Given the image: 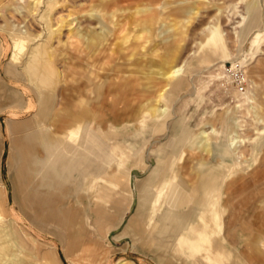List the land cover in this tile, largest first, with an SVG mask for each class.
Listing matches in <instances>:
<instances>
[{
    "label": "rangeland",
    "instance_id": "1",
    "mask_svg": "<svg viewBox=\"0 0 264 264\" xmlns=\"http://www.w3.org/2000/svg\"><path fill=\"white\" fill-rule=\"evenodd\" d=\"M11 35L26 42L18 56ZM0 52L3 80L35 103L21 118L33 116L41 94L52 98L54 116L46 126L54 125L60 112L55 113V104L58 109L78 104L87 97L92 77L100 84L91 102L103 122L90 129L89 176L79 167L73 180L49 193L37 172L26 169L20 179L22 155L13 144L17 137L11 139L7 131V119L14 115L1 116L0 218L6 219L0 229L8 235L12 258L21 254L22 264H54L55 250L62 264H78L66 254L68 224L42 226L34 215L48 209L49 202L74 203L88 194L94 219L92 211L105 206L100 198L112 186L126 203L112 206V217L92 222L102 258L95 264H232L251 253L250 242L257 240L264 249V0H0ZM10 57L14 64L23 60L22 80L6 76ZM27 63L53 83L44 88L31 82ZM175 67L181 76L167 78L166 90L163 75ZM235 69L246 73L243 93L227 83V71ZM112 81L130 85L129 90ZM156 103L162 114L153 118ZM188 135H201L200 144L192 146ZM83 142L79 135L67 146ZM202 177L214 179L218 188L217 215L203 212L209 227L204 240L197 232L204 235L205 230L194 221L189 226L196 235L184 231L180 238V230H158L169 241L161 244L158 238L153 245L137 238L132 225L140 221L139 211L150 207L140 208L141 194L167 188L157 198L163 203L178 189L191 194ZM87 183L89 191L84 190ZM179 209L193 219L201 208L184 203ZM110 225L116 227L107 233Z\"/></svg>",
    "mask_w": 264,
    "mask_h": 264
},
{
    "label": "crops",
    "instance_id": "2",
    "mask_svg": "<svg viewBox=\"0 0 264 264\" xmlns=\"http://www.w3.org/2000/svg\"><path fill=\"white\" fill-rule=\"evenodd\" d=\"M3 54L0 52V64ZM12 57V55H11ZM11 57L9 62L5 65V74L8 77H12L18 80H22V75L20 73V66L23 64V60L19 64H14L11 62ZM30 63H27L26 67L29 66ZM31 65V64H30ZM32 64L31 66H33ZM36 68L38 66L34 65ZM25 67V68H26ZM26 71V69H25ZM27 72V71H26ZM39 72V70H38ZM41 73V72H39ZM28 74V73H27ZM43 73H41L42 75ZM22 76V77H21ZM164 77V81L166 82L165 89L167 90L169 87V81L167 77ZM29 78V75H28ZM106 78V77H105ZM91 77L90 79V88L87 89V97L80 98L78 104H72L71 107L67 104L61 106L59 109L56 107L55 104V113L59 112V115H55V118L58 117V122L52 126H46V119L52 115V98L47 100V104L49 107V112L46 113L44 116H41L42 124H38L40 118L36 119V115L39 109V102L42 99L41 94L39 91L38 95V109L33 114V116L28 118H21L20 115L23 112H30L35 108V103L32 100L25 101L21 92L12 89L9 85L3 80L0 73V131L1 137H3L2 132V124H1V116L9 112L13 114V117H9L7 119V131L8 136L14 139L13 144L19 148V152L21 153L23 162H21V166L19 172L21 173L22 180L25 179L26 169H28L29 173H36L37 177L41 180L42 184L45 186L47 191L50 193L51 190H59L60 186L65 183H69L72 179L71 175L74 170L82 168L81 173L85 174L86 177L89 176L88 173L90 171V165L93 162V158L91 155V151L89 148V144L91 143L89 133L90 129L95 126L101 127L103 122L99 119H96L95 111L93 110L94 107L92 105L91 100L95 99L93 96V91L98 90L99 84L94 81ZM103 82V80H101ZM112 85L114 87H118L122 91H128L130 85L119 84L115 81H112ZM40 87V86H39ZM103 88V86H102ZM105 94V93H104ZM2 98H4L5 102L2 103ZM251 99V98H250ZM248 98V100H250ZM97 104H101L100 102H96ZM31 105V106H30ZM157 103L151 107V116L160 117L162 114L161 109H155ZM63 108V109H62ZM62 117V118H61ZM64 118V119H63ZM9 122V124H8ZM13 122V123H12ZM10 123H12V129L10 130ZM21 129L20 131H18ZM53 134V137L48 136L46 134ZM16 135V136H14ZM79 135L84 138V142L79 145H74L71 148L67 146V143H74L79 138ZM202 135V134H201ZM201 135H192L186 136L185 139L189 138L190 144L192 146L198 145V139ZM6 137V136H5ZM237 140V138H236ZM202 144L204 142H201ZM235 144L232 143L231 147ZM209 145V142H208ZM76 147V148H75ZM80 147V148H79ZM233 148V147H232ZM2 151L4 153V142L2 145ZM2 153V154H3ZM228 151L226 152V154ZM26 159H29L27 161ZM31 165V168H29ZM159 165L152 169L150 173V178L153 177L155 174L158 173ZM202 170V168H201ZM35 175V174H33ZM40 176V177H39ZM87 182V179L85 180ZM84 186L85 191L90 190V185L87 183ZM177 188L179 187L178 184H175ZM59 186V187H58ZM167 188H162L155 193H144L140 196V208H144L147 204H150L149 210L143 211L140 213V221L136 224H133V230L136 233L137 238L145 239L146 243L149 242L153 245V240L155 242L156 239H162L160 242L161 244L168 243V236L164 239L161 238V233L158 230H180L179 237L184 231L191 232L189 234H194V231L190 228V221L196 222L199 227L205 230V234L202 235L201 232H197L199 235L200 240H204L203 237L207 236V231L209 229L207 219L203 212L213 214L215 217L217 214V185L214 179L210 177H202L198 180L193 187V192L188 194L186 192H180V189L176 191H172L166 197V200L159 202L157 198L162 196L163 192ZM72 191V190H71ZM109 192L100 198L101 202L105 201V206L92 211L95 214V218L91 216V212L89 211V203L91 202V198L89 195L85 194L79 196L78 199L74 201V203L66 202L62 203L60 200L53 201L52 203L49 202L48 209H38V213L34 216L36 217L35 223L43 226L45 222H54L60 223L62 221L67 223V237L68 241L65 242V250L67 257L70 262L76 260L78 264H86V263H93L99 262L102 258H99L98 254V243L95 239H93V234H95L94 226H92V222H99L103 219L112 217V206H121L125 205V201L122 202L119 198L115 196L114 187H110L108 189ZM160 191V193H159ZM74 193H77V189L73 190ZM57 193V192H56ZM133 202V198L130 200V204L128 206V210L131 208ZM53 205H51V204ZM55 203V204H54ZM187 203L191 205H198L201 209L196 211L195 217L197 218H190L186 213H181V209H179L180 205ZM62 206L65 209H62ZM106 207V209H105ZM164 208V210H162ZM23 211V209H22ZM119 211V210H118ZM46 213V215H44ZM71 213H76V222L72 215H68ZM25 214V213H24ZM86 215V219L85 216ZM234 221V218L231 222ZM87 222L86 229L85 223ZM193 222V223H194ZM78 229L74 227L77 226ZM90 225V226H89ZM81 227V228H80ZM116 225H110L106 228L107 233L115 228ZM231 229V227H229ZM81 229V230H80ZM85 229V232H84ZM93 229V230H92ZM79 232H78V231ZM77 231L79 234L76 235L74 233ZM170 231V232H171ZM84 232L83 234H81ZM74 233V234H73ZM160 234V236H159ZM81 235H84L82 238ZM169 235V234H167ZM186 238V237H185ZM253 243V244H252ZM252 246L251 253H243L244 261H235L232 264H247V262H260L264 264V249L261 244L256 240L255 242H250L248 246ZM168 247V245H165ZM171 251L173 250L172 247H168ZM82 253L85 255L82 256ZM79 255V257H78ZM76 256V257H75ZM84 258V259H83ZM54 264H62L56 257L55 250H54ZM215 264H219L217 260Z\"/></svg>",
    "mask_w": 264,
    "mask_h": 264
},
{
    "label": "bare ground",
    "instance_id": "3",
    "mask_svg": "<svg viewBox=\"0 0 264 264\" xmlns=\"http://www.w3.org/2000/svg\"><path fill=\"white\" fill-rule=\"evenodd\" d=\"M216 35H218V34H216ZM10 39H12V41L14 43L13 49H14V53H17V56L19 55V52L20 51H25L26 50V46H25L26 42H24L23 39H20L18 36H15V35H11V38ZM209 46H210V44H209ZM23 55H24V53H22V56ZM26 70H27V73L29 75V80L31 82L36 81L38 86H41V87H44L45 88V87H48L49 85H51L53 83L52 82V79L50 78V76H46V75L45 76L44 75L42 76L41 73L38 72L37 68L34 65L31 66L29 64V66L26 68ZM179 73H180V70L177 69V67H175L173 69V72L172 73L171 72L166 73L165 74V77L171 78V77L181 76V75H179ZM44 96L45 95H43V98L41 97L42 99L39 102V109L37 108L39 111H38L37 115L35 116L36 119H38V118L41 119V116H44L46 113L49 112V107H48L47 100H46L47 99V96L45 98H44ZM12 123H10V130L11 131H13V129H14V128L12 129V127H13L12 126ZM42 123H43L42 122V119L39 120L38 124L40 125ZM20 130L21 129H19L18 131H20ZM0 179H1V176H0ZM0 189H1V187H0ZM44 215H46V213H44ZM3 219L5 220L6 218H2V216H1V218H0V226L3 224V222H2ZM7 221H9V218H7ZM7 236L8 235H7L6 231H5V229H3V230L0 229V263L3 262L4 260H8V262H10L12 260L13 261L15 260L16 262H18V264H22V262H21L22 261L21 260L22 259L21 258L22 255L21 254L16 255L15 258H12L11 255L8 254V251H11V250H10V248L8 250V247H9L8 244H9V242H8ZM13 236H14V238L16 240L15 241L16 244H19L18 238H17V231H14ZM26 264H29V263L26 261ZM121 264H126V263H121Z\"/></svg>",
    "mask_w": 264,
    "mask_h": 264
},
{
    "label": "built area",
    "instance_id": "4",
    "mask_svg": "<svg viewBox=\"0 0 264 264\" xmlns=\"http://www.w3.org/2000/svg\"><path fill=\"white\" fill-rule=\"evenodd\" d=\"M229 84L232 82L238 92L243 93L245 91V85L247 81L246 73L242 70L235 69L233 71H227Z\"/></svg>",
    "mask_w": 264,
    "mask_h": 264
}]
</instances>
